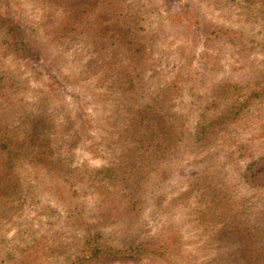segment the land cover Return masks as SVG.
<instances>
[{
  "label": "rangeland",
  "instance_id": "374dc122",
  "mask_svg": "<svg viewBox=\"0 0 264 264\" xmlns=\"http://www.w3.org/2000/svg\"><path fill=\"white\" fill-rule=\"evenodd\" d=\"M124 2L149 14L133 37L144 49L139 102L145 104L152 89L168 93L174 80L166 107L188 133L222 85L243 89L233 95H240L237 102L250 98L204 141L186 142L157 162L135 205L120 202L91 173L110 160L107 114L118 99L107 84H96L82 44L45 35L42 23L58 15L43 0H0V73L13 74L24 97L41 102L57 126L67 121L60 133L78 138L73 169L17 167L33 203L11 217L0 208V264H264V93L258 92L264 29L258 14L243 0ZM251 250L247 261L242 254Z\"/></svg>",
  "mask_w": 264,
  "mask_h": 264
},
{
  "label": "trees",
  "instance_id": "16d2710c",
  "mask_svg": "<svg viewBox=\"0 0 264 264\" xmlns=\"http://www.w3.org/2000/svg\"><path fill=\"white\" fill-rule=\"evenodd\" d=\"M243 1L258 14L264 29V0ZM43 2L58 15L55 18L49 16L42 23L45 35L54 42L82 44L89 51L90 72L96 84H107L109 91L118 99L117 106L107 114L110 135L105 139L113 146L112 150L107 149L110 160L91 173L97 184L105 188L107 195L115 193L120 202L135 205L143 197L144 187L154 173L157 162L186 142L196 146L204 141L207 135L229 122L243 107L240 105L250 98L248 94L245 101L237 102L240 95H233L243 89L222 85L220 95L209 102L206 110L200 114L204 117L202 121L192 132L186 133L179 123L180 117L166 107V100L175 87L174 80L168 82V93L152 89L145 104L138 100L141 98L137 88L141 82L139 64L144 49L135 47L138 41L133 37L143 30L141 21L147 19L149 14L140 12L124 0ZM4 41H9V36L7 38L5 35ZM178 72L180 70L176 74ZM23 87L13 74L0 73L1 216L5 214L11 217L33 203V199L29 198L32 192L23 190L19 182L17 167L21 163L28 162L54 170L73 169L70 162L73 146L78 141L77 137L73 138L66 132L60 133L58 127L63 129L67 121L57 126L41 102L24 97ZM258 92L264 93V84H259ZM93 152L97 153L96 150ZM222 225L221 229L228 228L226 221ZM248 240L246 233L243 246ZM242 257L249 261L254 257V252L251 250Z\"/></svg>",
  "mask_w": 264,
  "mask_h": 264
}]
</instances>
